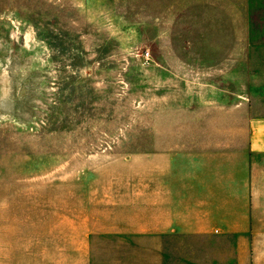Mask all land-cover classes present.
<instances>
[{"label": "rangeland", "instance_id": "1", "mask_svg": "<svg viewBox=\"0 0 264 264\" xmlns=\"http://www.w3.org/2000/svg\"><path fill=\"white\" fill-rule=\"evenodd\" d=\"M255 1L264 37V0ZM193 4L0 0V264H81L74 227L111 216L114 169L142 154L161 117L166 134L167 108L183 85L211 81L233 100L241 88L256 96L255 79H167L146 65L162 53L169 20L181 30L199 22ZM98 240L92 264H105L114 240L103 239L107 250ZM245 241L246 256L240 240H210L216 254L188 264H264V239Z\"/></svg>", "mask_w": 264, "mask_h": 264}, {"label": "crops", "instance_id": "2", "mask_svg": "<svg viewBox=\"0 0 264 264\" xmlns=\"http://www.w3.org/2000/svg\"><path fill=\"white\" fill-rule=\"evenodd\" d=\"M192 3L199 6V22L181 30L169 20L173 28H160L162 53L146 65L167 79H255L256 96L241 88L233 100L211 81L179 88L167 108L166 134L161 117L157 132L144 136L142 154L127 157L118 173L113 168L111 216L98 218L89 230L74 227L81 264H92V238L104 250L103 239L114 240L113 252L101 254L105 264L199 263L201 254H216L208 241L226 239L240 240L238 254L246 256L245 240L264 239V37L255 25L258 7L255 0ZM188 48L198 49L194 54Z\"/></svg>", "mask_w": 264, "mask_h": 264}, {"label": "built area", "instance_id": "3", "mask_svg": "<svg viewBox=\"0 0 264 264\" xmlns=\"http://www.w3.org/2000/svg\"><path fill=\"white\" fill-rule=\"evenodd\" d=\"M147 59L149 58V53L146 54Z\"/></svg>", "mask_w": 264, "mask_h": 264}]
</instances>
